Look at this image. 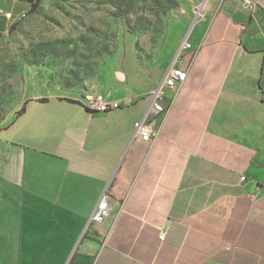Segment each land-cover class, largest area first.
Listing matches in <instances>:
<instances>
[{
  "label": "crops",
  "instance_id": "1",
  "mask_svg": "<svg viewBox=\"0 0 264 264\" xmlns=\"http://www.w3.org/2000/svg\"><path fill=\"white\" fill-rule=\"evenodd\" d=\"M36 2L0 0V33ZM185 39L189 75L170 88ZM103 70L120 107L50 90L0 128V264H264V0H207L164 59L118 50ZM159 86L172 106L143 140Z\"/></svg>",
  "mask_w": 264,
  "mask_h": 264
},
{
  "label": "rangeland",
  "instance_id": "2",
  "mask_svg": "<svg viewBox=\"0 0 264 264\" xmlns=\"http://www.w3.org/2000/svg\"><path fill=\"white\" fill-rule=\"evenodd\" d=\"M207 0H39L0 33V128L30 97L50 90L100 93L107 59L137 52L164 59L203 14Z\"/></svg>",
  "mask_w": 264,
  "mask_h": 264
},
{
  "label": "built area",
  "instance_id": "3",
  "mask_svg": "<svg viewBox=\"0 0 264 264\" xmlns=\"http://www.w3.org/2000/svg\"><path fill=\"white\" fill-rule=\"evenodd\" d=\"M245 6L252 7L255 5V0H242ZM12 13L8 12L6 16L11 18ZM191 47L190 43L185 39L178 50L176 51L172 64L167 71V74L164 78V83L170 88H178L181 86L188 78L189 70L188 65H184L186 55L188 54L189 48ZM151 107L145 113V115L136 122L135 124V133L142 136L143 140H150V127L151 123L149 122V115L153 111L155 113L167 112L172 103L168 106H165L164 100L166 98L165 91L162 86L154 89L150 95ZM83 105L89 110H98V111H109L114 108L120 107L121 103L117 100H106L104 95L100 92V96H93V93H87L82 97ZM111 211L110 198L107 192L102 194L101 199L97 203L95 211L92 215L91 221L96 224L103 223L109 216ZM167 233L163 231L161 233V239H165Z\"/></svg>",
  "mask_w": 264,
  "mask_h": 264
},
{
  "label": "trees",
  "instance_id": "4",
  "mask_svg": "<svg viewBox=\"0 0 264 264\" xmlns=\"http://www.w3.org/2000/svg\"><path fill=\"white\" fill-rule=\"evenodd\" d=\"M38 4H39V0H37V2H36L35 4H33L32 8H31V10H30L31 13H33V12H35V11L37 10ZM24 15H26V14H24ZM188 64H189V61H188L187 63H185L186 66H187ZM42 100H43V101H46L47 98H43ZM73 101H74V100H73ZM25 108H26V107H23V108H22L21 113H23V112L25 111Z\"/></svg>",
  "mask_w": 264,
  "mask_h": 264
},
{
  "label": "bare ground",
  "instance_id": "5",
  "mask_svg": "<svg viewBox=\"0 0 264 264\" xmlns=\"http://www.w3.org/2000/svg\"><path fill=\"white\" fill-rule=\"evenodd\" d=\"M11 17H12V15H11ZM93 96H100V93H94Z\"/></svg>",
  "mask_w": 264,
  "mask_h": 264
},
{
  "label": "water",
  "instance_id": "6",
  "mask_svg": "<svg viewBox=\"0 0 264 264\" xmlns=\"http://www.w3.org/2000/svg\"><path fill=\"white\" fill-rule=\"evenodd\" d=\"M193 24H194V23H193ZM193 24H192V26H193ZM192 26H191V27H192ZM191 27H190V28H191Z\"/></svg>",
  "mask_w": 264,
  "mask_h": 264
}]
</instances>
